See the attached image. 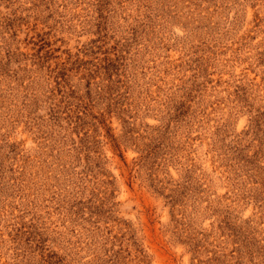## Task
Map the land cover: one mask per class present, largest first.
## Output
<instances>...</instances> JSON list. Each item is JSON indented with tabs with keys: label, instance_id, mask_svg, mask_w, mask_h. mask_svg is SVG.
<instances>
[{
	"label": "rangeland",
	"instance_id": "obj_1",
	"mask_svg": "<svg viewBox=\"0 0 264 264\" xmlns=\"http://www.w3.org/2000/svg\"><path fill=\"white\" fill-rule=\"evenodd\" d=\"M0 264H264V0H0Z\"/></svg>",
	"mask_w": 264,
	"mask_h": 264
}]
</instances>
